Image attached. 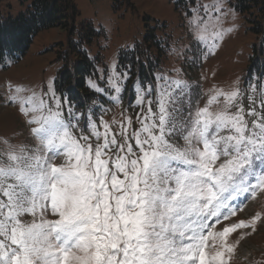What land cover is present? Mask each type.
Returning a JSON list of instances; mask_svg holds the SVG:
<instances>
[{"label":"snow or ice","instance_id":"obj_1","mask_svg":"<svg viewBox=\"0 0 264 264\" xmlns=\"http://www.w3.org/2000/svg\"><path fill=\"white\" fill-rule=\"evenodd\" d=\"M228 3L185 0L194 59L214 54ZM130 78L89 81V106L54 81L10 85L28 135L0 140V264H230L231 234L255 231L258 213L234 217L264 195V77L205 93L179 72L153 75L105 119Z\"/></svg>","mask_w":264,"mask_h":264},{"label":"rangeland","instance_id":"obj_2","mask_svg":"<svg viewBox=\"0 0 264 264\" xmlns=\"http://www.w3.org/2000/svg\"><path fill=\"white\" fill-rule=\"evenodd\" d=\"M74 1L79 13L77 30L72 37L77 42L81 39V48L92 59L99 60L102 83L106 76L117 74V70L121 72L118 66L121 51L135 49L138 43L148 52L143 58L145 63L150 59L153 64H158L156 76H174L179 72L180 78L188 81L193 90L199 86L200 91L207 93L213 85L225 87L237 79L243 84L246 80L264 77L253 69L246 78L250 59L258 45V35L253 31L255 27L251 21L257 11L252 10V15L250 11H242L238 7L239 0H229L225 5L232 11L223 22L224 35L213 50L214 54L207 58L197 55L195 59L191 50L185 51L189 43L182 16L185 0H132V5L127 6L125 2L121 9H115L112 0ZM0 5L3 17H15L27 11L31 0H0ZM85 22L91 23L96 31L91 40L85 36L87 25L83 24L82 28ZM68 35L65 28L44 30L34 38L19 61L0 64V140L17 143L28 135L24 118L15 106L6 102L10 85L22 83L40 92L54 81L56 89V79L64 64L60 51L67 45ZM128 101L124 94L122 105H105L109 109L105 119H120L121 110L128 108ZM257 213L261 219L257 221L255 231L242 228L229 237V243L239 241L230 264H264V195L257 194L248 199L234 219L248 221Z\"/></svg>","mask_w":264,"mask_h":264},{"label":"trees","instance_id":"obj_3","mask_svg":"<svg viewBox=\"0 0 264 264\" xmlns=\"http://www.w3.org/2000/svg\"><path fill=\"white\" fill-rule=\"evenodd\" d=\"M132 5V0H112L115 9H121L125 4ZM238 7L250 14L256 10L254 18L255 33H257L258 45L255 47V54L250 59L247 77L253 69H256L259 76L264 75V0H239ZM255 12V11H254ZM79 13L74 0H31V5L25 12L13 17H3L0 5V50L3 56L0 57V64L19 61L28 51L34 38L42 31L50 28H65L68 30V42L60 56L64 59L56 79V91L63 94L67 100H71L74 105L91 104L88 80H96L99 83V66L97 61L92 59L88 52L81 48L82 40L78 42L72 37L77 30L76 18ZM249 14V13H247ZM87 25L86 37L91 40V35L96 31L89 22ZM84 31V30H83ZM83 34L81 33V36ZM147 50L138 43L135 49L122 50L119 56V70L128 73L130 69V79L126 80L127 91L125 94L131 99L135 90V84L141 80H151L155 74L158 64H153L150 59L145 63L144 57ZM104 63V62H103Z\"/></svg>","mask_w":264,"mask_h":264}]
</instances>
